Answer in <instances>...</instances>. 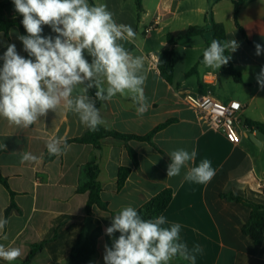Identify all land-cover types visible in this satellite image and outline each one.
Instances as JSON below:
<instances>
[{
  "label": "crops",
  "instance_id": "obj_1",
  "mask_svg": "<svg viewBox=\"0 0 264 264\" xmlns=\"http://www.w3.org/2000/svg\"><path fill=\"white\" fill-rule=\"evenodd\" d=\"M92 1L106 4L118 24L130 25L134 30L135 37L121 43L134 57L142 59L140 74L146 78L144 91L150 104L143 116H137V105L130 96L117 94L98 107L102 126L121 134L144 136L163 123L170 124L154 135L153 144L136 140L125 143L107 137L99 148L71 143L61 155L50 156L46 144L51 138L67 141L85 134L87 127L75 113L61 104L56 112L49 111L28 128L0 117V171L9 187L0 183V219L9 220L0 230V244L21 250L15 261L0 259V264H68L84 228L97 242L96 253L86 264H104L105 245L110 246L113 239L105 229L111 226L112 217L128 205L139 209L165 189L173 191V198L162 215L168 225H181V242L190 250L200 247L195 264H264V242L257 246L242 233L250 209L221 198L223 193H233L264 205V190L259 189L264 182V144L259 146L250 139L249 135L258 130L247 126L248 122L264 124V90L256 80L264 67V53L255 54V44L264 46V0H244L238 24L245 36L236 26L235 7L230 0H140V11L137 0ZM209 11L215 23L221 25L224 41L234 39L239 44L235 52L229 53L242 83L225 74L223 66L215 69L199 62L214 36L205 19ZM5 14L11 19H23L13 3L5 8ZM150 26L152 31L145 35ZM193 26L206 27V32L175 44L167 41L169 33ZM18 35L22 33L17 26L10 29L8 36L0 33V56L8 44H15L18 53L26 58ZM42 35L56 34L43 26ZM172 49L175 68L172 83H168L160 75L158 60L162 52ZM85 57L91 62L87 53ZM194 67L196 72L186 76ZM92 91L96 89L89 90L93 97ZM206 92L224 104L244 106L238 114L239 144L230 143L222 133L211 129L188 104L186 96ZM126 144L137 154V167ZM176 149L196 151V161L190 167L203 159L210 160L215 169L212 180L206 184L189 182L184 178L187 168L167 179L169 153ZM22 152L31 153L37 160L21 163ZM93 159L100 167L101 197L111 213L94 206L89 218L88 194L79 193L78 187L84 166ZM121 167L131 172L119 189ZM43 242V248L30 257L34 247ZM170 264L190 262L177 257Z\"/></svg>",
  "mask_w": 264,
  "mask_h": 264
},
{
  "label": "clouds",
  "instance_id": "obj_2",
  "mask_svg": "<svg viewBox=\"0 0 264 264\" xmlns=\"http://www.w3.org/2000/svg\"><path fill=\"white\" fill-rule=\"evenodd\" d=\"M15 11L27 35H18L27 58L21 56L15 44H8L0 56V117L10 124L28 128L49 111L56 112L63 104L75 113L81 124L91 131L104 123L96 100H111L117 94L127 93L137 105V116H143L150 107L144 91L145 76L141 75L143 62L134 57L121 43L135 37L130 25L118 24L106 4H90L89 0H12ZM43 26H49L56 35L44 36ZM239 47L236 40L223 43L212 40L203 51L202 63L219 69L231 59L227 52ZM257 56L264 46L255 44ZM91 57V62L85 57ZM264 90V67L257 77ZM105 84L107 85L105 87ZM95 88V99L89 90ZM75 93V94H74ZM50 156H59L68 145L53 137L46 144ZM197 153L176 149L169 153L167 179L179 176L187 168L185 180L206 184L215 176L211 161L203 159L195 166ZM31 153H21V163L36 161ZM9 223L0 219V230ZM164 215L143 219L131 205L123 207L112 217L105 234L113 237L105 245L104 264H170L179 257L195 264L198 245L191 250L181 242V225H168ZM119 233L118 237L115 234ZM21 255L16 247L0 244V259L15 261Z\"/></svg>",
  "mask_w": 264,
  "mask_h": 264
},
{
  "label": "trees",
  "instance_id": "obj_3",
  "mask_svg": "<svg viewBox=\"0 0 264 264\" xmlns=\"http://www.w3.org/2000/svg\"><path fill=\"white\" fill-rule=\"evenodd\" d=\"M234 4V18L236 22V26L239 29L240 33L244 35L243 29L238 24V14L241 8L244 6V0H230ZM91 4H93L92 0H89ZM12 0H5L0 3V33L9 35V31L12 27H19L22 35H27L26 30L24 29L22 23L18 19L8 18L5 14V8L11 5ZM138 10H141L140 0H137ZM206 22L212 28V32L214 33L213 40H219L221 42L225 39L224 31L221 25L215 23L213 19L212 11H209L206 15ZM206 32V27H198L193 26L189 27L186 30L169 33L167 35V41L169 43L175 44L183 39L201 36ZM226 55H230L229 52L226 51ZM27 58V55H26ZM203 60V54L199 59V62ZM3 61H0V67H2ZM175 68V51L168 50L164 51L159 55L158 60V70L160 72L161 77L168 83H172L173 75ZM196 72V67L192 68L187 74L191 75ZM223 72L233 78L236 83H242L241 74L235 69L232 59L229 60L227 65H223ZM93 97L95 91L91 92ZM95 98V97H94ZM102 100H96V106L99 107ZM170 124V121L163 123L153 129L150 133L144 136L133 135V134H121L116 131H111L100 125L98 130L91 131L87 128L85 134L79 138H74L71 140H67V144L78 143V144H91L96 148L100 147V142L102 139L107 137H113L120 140H123L125 143H128L131 140L147 142L153 144L154 135L166 128ZM247 126L254 127L255 130H260L264 132V124L258 122H248ZM127 151L129 153V157L131 158L133 165L135 167L138 166V159L136 152L126 144ZM131 172L130 168L121 167L118 173V188L121 189L125 184L129 174ZM83 177L80 181L78 192L81 194H88V202L86 206V214L89 218L93 216V207H97L102 212L111 213L108 203L104 202L101 197L102 186L99 181L100 175V167L96 159L88 162L83 168ZM0 183L8 187L7 180L2 176L0 171ZM173 198V191L171 189H165L158 193L156 196L148 200L144 205H142L139 209H137L138 213L141 215L143 219H151L154 217H158L163 214L168 208ZM221 198L229 201L241 204L248 209H250V218L248 222L242 227V233L248 236L257 246H261L264 242V205L255 203L246 198L239 197L234 195L233 193H223ZM10 212V209L8 210ZM119 233L115 234V237H118ZM56 237V236H55ZM46 242L41 243L39 246L34 247L30 257L35 255L38 250L43 248V245ZM97 250V242L95 240H91L88 236V231L84 228L82 233L80 234L77 243L72 248L68 264H86L88 263L95 255Z\"/></svg>",
  "mask_w": 264,
  "mask_h": 264
},
{
  "label": "built area",
  "instance_id": "obj_4",
  "mask_svg": "<svg viewBox=\"0 0 264 264\" xmlns=\"http://www.w3.org/2000/svg\"><path fill=\"white\" fill-rule=\"evenodd\" d=\"M152 29L153 26L146 28L145 35L149 34ZM186 99L188 104L211 129L222 133L232 144L237 145L240 143L241 133L238 129V114L244 106L236 103L224 104L210 92L197 96L188 95ZM259 189L264 190V182L261 183Z\"/></svg>",
  "mask_w": 264,
  "mask_h": 264
},
{
  "label": "water",
  "instance_id": "obj_5",
  "mask_svg": "<svg viewBox=\"0 0 264 264\" xmlns=\"http://www.w3.org/2000/svg\"><path fill=\"white\" fill-rule=\"evenodd\" d=\"M250 139L256 143L257 145H261V144H264V133L261 132V131H256L254 134H250L249 135Z\"/></svg>",
  "mask_w": 264,
  "mask_h": 264
}]
</instances>
